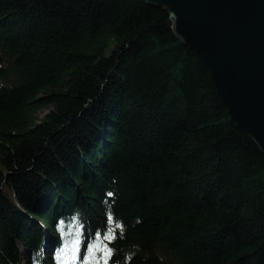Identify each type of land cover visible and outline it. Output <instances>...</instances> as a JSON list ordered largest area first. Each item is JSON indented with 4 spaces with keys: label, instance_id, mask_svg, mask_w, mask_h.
Instances as JSON below:
<instances>
[{
    "label": "trees",
    "instance_id": "trees-1",
    "mask_svg": "<svg viewBox=\"0 0 264 264\" xmlns=\"http://www.w3.org/2000/svg\"><path fill=\"white\" fill-rule=\"evenodd\" d=\"M0 264H264V153L163 6L0 0Z\"/></svg>",
    "mask_w": 264,
    "mask_h": 264
},
{
    "label": "water",
    "instance_id": "water-1",
    "mask_svg": "<svg viewBox=\"0 0 264 264\" xmlns=\"http://www.w3.org/2000/svg\"><path fill=\"white\" fill-rule=\"evenodd\" d=\"M207 67L230 118L264 153V0H145Z\"/></svg>",
    "mask_w": 264,
    "mask_h": 264
},
{
    "label": "rangeland",
    "instance_id": "rangeland-1",
    "mask_svg": "<svg viewBox=\"0 0 264 264\" xmlns=\"http://www.w3.org/2000/svg\"><path fill=\"white\" fill-rule=\"evenodd\" d=\"M50 105H45L43 107H41L40 109L37 110L36 112V121H38L39 119H41L45 113L50 109Z\"/></svg>",
    "mask_w": 264,
    "mask_h": 264
}]
</instances>
